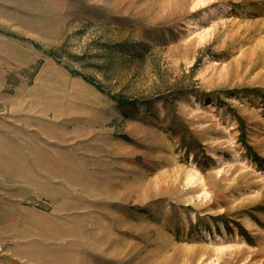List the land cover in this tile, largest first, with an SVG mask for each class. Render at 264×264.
Instances as JSON below:
<instances>
[{"label": "rangeland", "instance_id": "374dc122", "mask_svg": "<svg viewBox=\"0 0 264 264\" xmlns=\"http://www.w3.org/2000/svg\"><path fill=\"white\" fill-rule=\"evenodd\" d=\"M0 264H264V0H0Z\"/></svg>", "mask_w": 264, "mask_h": 264}]
</instances>
